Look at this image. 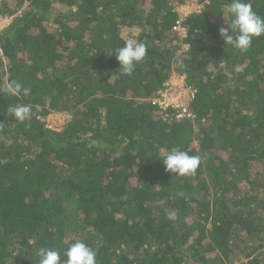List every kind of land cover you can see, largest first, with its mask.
Masks as SVG:
<instances>
[{
	"label": "trees",
	"instance_id": "trees-1",
	"mask_svg": "<svg viewBox=\"0 0 264 264\" xmlns=\"http://www.w3.org/2000/svg\"><path fill=\"white\" fill-rule=\"evenodd\" d=\"M185 1L1 0L0 264H38L42 247L63 260L77 239L96 264H264V35L228 47L230 0H198L181 47ZM127 39L147 46L130 76L109 55ZM173 73L193 118L152 103ZM53 112L69 115L60 129ZM173 146L200 156L193 175L165 170Z\"/></svg>",
	"mask_w": 264,
	"mask_h": 264
},
{
	"label": "clouds",
	"instance_id": "clouds-1",
	"mask_svg": "<svg viewBox=\"0 0 264 264\" xmlns=\"http://www.w3.org/2000/svg\"><path fill=\"white\" fill-rule=\"evenodd\" d=\"M226 14L229 19L226 20L223 15L226 26L219 28V35L228 47L244 53L250 48L254 37L264 35V17L253 11L251 3L230 0L226 6ZM146 52L147 46L144 42L127 39L122 47L116 48L109 55L114 53L120 69L130 76L136 64L145 58ZM6 91L10 95H28L31 89L17 81H11ZM7 111L16 121L23 122L31 117L32 106L10 105ZM161 161L166 171L183 176L193 175L201 163V158L189 155L179 146H173L163 155ZM37 255L38 264H96V251L80 239L71 243L63 252L66 259L62 260L61 252L48 247L39 248Z\"/></svg>",
	"mask_w": 264,
	"mask_h": 264
},
{
	"label": "built area",
	"instance_id": "built-area-1",
	"mask_svg": "<svg viewBox=\"0 0 264 264\" xmlns=\"http://www.w3.org/2000/svg\"><path fill=\"white\" fill-rule=\"evenodd\" d=\"M202 6V3L198 0H187L177 5L176 11L178 17L175 20L174 30L179 36L181 47L183 43L181 39L185 36V28L182 25L183 18L192 13H199L202 10ZM10 21L11 16L2 15L0 12V32L8 26ZM178 79H180L181 83L177 81ZM194 92L195 90L193 88L186 85L184 75L173 73L163 83L157 96L152 99V103L156 108L160 109V111L174 110L176 118H193V114L190 111L188 104L193 98ZM63 117L66 119L63 122L64 124L69 119V115L64 112ZM62 125L60 126L62 127ZM52 129H57V127H52Z\"/></svg>",
	"mask_w": 264,
	"mask_h": 264
},
{
	"label": "rangeland",
	"instance_id": "rangeland-1",
	"mask_svg": "<svg viewBox=\"0 0 264 264\" xmlns=\"http://www.w3.org/2000/svg\"><path fill=\"white\" fill-rule=\"evenodd\" d=\"M178 82L181 83L180 79L177 80ZM63 113L64 112H53L50 115H47L44 118V123L48 126V127H57V129H59L63 124L64 120H66L63 117ZM234 264H239L238 260L233 262Z\"/></svg>",
	"mask_w": 264,
	"mask_h": 264
}]
</instances>
